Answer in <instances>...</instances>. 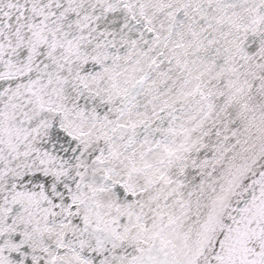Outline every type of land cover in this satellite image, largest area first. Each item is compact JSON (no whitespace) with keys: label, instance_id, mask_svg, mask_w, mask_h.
<instances>
[{"label":"snow or ice","instance_id":"1","mask_svg":"<svg viewBox=\"0 0 264 264\" xmlns=\"http://www.w3.org/2000/svg\"><path fill=\"white\" fill-rule=\"evenodd\" d=\"M0 264H264V0H0Z\"/></svg>","mask_w":264,"mask_h":264}]
</instances>
